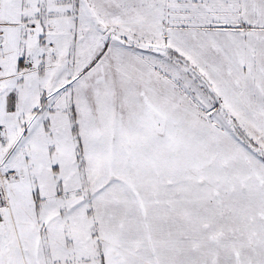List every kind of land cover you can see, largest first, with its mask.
Instances as JSON below:
<instances>
[{
  "label": "snow or ice",
  "instance_id": "6c2138e0",
  "mask_svg": "<svg viewBox=\"0 0 264 264\" xmlns=\"http://www.w3.org/2000/svg\"><path fill=\"white\" fill-rule=\"evenodd\" d=\"M0 264H264V0H0Z\"/></svg>",
  "mask_w": 264,
  "mask_h": 264
}]
</instances>
